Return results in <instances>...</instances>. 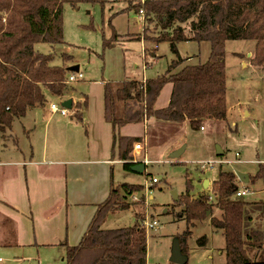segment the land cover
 <instances>
[{
  "label": "trees",
  "instance_id": "trees-1",
  "mask_svg": "<svg viewBox=\"0 0 264 264\" xmlns=\"http://www.w3.org/2000/svg\"><path fill=\"white\" fill-rule=\"evenodd\" d=\"M85 1L105 4V0H0L1 134L6 135L14 120L23 118L29 109L44 105L47 92L63 97L68 90L69 67L52 64L54 54L37 51L35 45L45 42L53 47L64 43V6ZM133 8L137 14L143 10L145 20L156 22L161 30L153 39L168 41L176 58L164 73L151 79L105 83L104 111L114 128L113 151H117L127 171H132L135 158L131 153L141 137L122 135L121 126L155 117L187 121L197 131L207 120L227 119V41L254 40L251 61L264 71V0H139L126 9ZM116 15L110 17V23ZM117 38L115 33L105 46L111 47ZM182 41L211 44L207 61L194 64L189 63V57H181L178 44ZM63 59L67 61L70 56L64 54ZM169 82L173 84L171 99L166 107L156 108L160 91ZM80 106L85 107L86 102ZM75 115L82 119L83 113L77 110ZM262 177L264 164L251 180ZM143 188L141 184H115L112 180L110 194L97 205L81 241L66 246V264H147L144 226L137 223L132 227L103 228L108 214L129 208L128 198ZM192 188L188 176L187 192L177 200L184 206L180 218L185 217L194 226L210 212L213 227L221 229L226 240V264H264V201L250 202L238 196V176L230 170L219 171L209 193L192 197ZM142 202L138 200L137 204ZM216 210L221 212L219 217ZM191 233L189 227L179 237L186 255ZM200 241L206 245L208 237Z\"/></svg>",
  "mask_w": 264,
  "mask_h": 264
},
{
  "label": "rangeland",
  "instance_id": "rangeland-1",
  "mask_svg": "<svg viewBox=\"0 0 264 264\" xmlns=\"http://www.w3.org/2000/svg\"><path fill=\"white\" fill-rule=\"evenodd\" d=\"M137 1L139 0H105L104 6L86 1L76 6L65 4L64 43L52 47L48 43L39 42L35 48L44 53H53L55 57L52 64L66 65L69 68L79 65V72L83 77L69 82L63 97L52 96L47 92V100L43 106L30 109L28 115L20 120L15 119L12 130L6 135L0 133L1 146L8 143L10 145L12 141H18L21 146L31 142L40 145L42 140H31L28 136L30 128L34 127V119L42 133L43 107L48 109L55 102L62 106L64 99L73 96L82 103L85 99L90 101V109L88 111L84 107L85 118L83 122H78L80 128H77L81 129V140L85 147L89 136L95 137L93 122L97 116L103 115L100 111L106 82L118 83L128 78L151 79L167 70L176 55L168 41L156 42L153 39L161 30L155 21H147L143 16L142 23H139L140 14L134 8L126 9ZM113 14L117 15L110 23ZM115 33H118L117 41L111 47L105 46L106 40L110 41ZM226 43L228 118L207 120L204 122L205 129L197 131L185 123L180 130L166 131L164 139L158 136L159 140H154L148 149V158L153 161L146 164L143 173L127 171L123 163L114 167L115 184L128 182L141 184L144 188L134 193L136 198H128L129 208L108 214L103 228L132 227L137 223L144 226V221L156 220L158 224L155 228L145 227L148 239L147 264H177L170 261L171 249L174 241L189 227L192 233L187 242V264H226L223 231L213 227L209 214L203 221H196L194 226L185 217L180 218L184 206L179 205L177 200L187 192L188 176L193 183L191 196L199 197L211 191L209 184L204 187V182H213L220 170L255 175L260 164H264V71L251 61L256 43L254 40L233 39ZM178 45L181 57H189V63L194 64L207 61L211 50V44L207 41H182ZM64 54L69 55L70 59L65 61ZM69 112L71 116L74 113L71 109ZM71 116L66 120L71 122L74 118ZM130 126L142 128V125L137 124ZM218 145L224 150L221 156L216 155ZM41 146L43 145L40 148ZM183 146L185 150L179 157H171L174 150ZM236 152L240 153L241 161H237ZM133 153L134 148L131 153L133 157L144 161V156L140 153L136 156ZM218 159L227 162L215 164L211 169H203L199 163ZM154 177L157 182L153 184ZM245 185L250 188L248 195L244 196L246 200L264 201V177ZM239 186H243L240 180ZM174 191H177L178 199H175ZM138 200L143 202L137 204ZM220 214V210L215 211L216 216L219 217ZM203 236L208 237L206 245L201 244ZM65 253L66 251L60 250H43L40 254L42 260H39L36 255L32 256L33 254L15 245L9 247L0 244V264H66L63 260Z\"/></svg>",
  "mask_w": 264,
  "mask_h": 264
},
{
  "label": "crops",
  "instance_id": "crops-1",
  "mask_svg": "<svg viewBox=\"0 0 264 264\" xmlns=\"http://www.w3.org/2000/svg\"><path fill=\"white\" fill-rule=\"evenodd\" d=\"M142 18L138 15L139 23H142ZM146 79L144 77L143 80ZM172 87L173 84L169 82L162 88L155 102L156 108L168 105ZM71 98L72 116L70 113L67 116L53 113L50 108L43 107L42 133L34 119V127L30 128L28 136L31 140H42L41 148L35 145V141V144L31 142L23 146L18 141L0 145V244L9 247L15 245L32 256L36 255L39 260H42L40 254L43 250L65 252L67 245L75 246L81 241L97 205L110 194L111 181L115 182V165L124 162L119 159L117 151H113L114 128L105 118L104 97L100 111L103 115L97 116L93 122L95 137L89 136L85 147L81 140V129H77L80 128L78 122H83L85 118L84 107H79L82 102L73 96L64 101ZM84 102L89 111V99ZM77 110L83 113L82 119L76 117ZM228 115L229 110L227 118ZM68 116L74 117L71 122L66 120ZM185 123L188 122L163 121L152 117L145 122L125 124L121 126L120 133L141 137L138 141L143 143V149L134 150L133 154L136 156L140 153L144 161L149 163L153 161L148 158V149L153 141L159 140L158 136L164 139L168 130L182 129ZM136 124L142 125V128H130V125ZM25 131L27 134L28 131ZM239 154H235L237 161H241ZM247 174L252 181L253 174ZM211 184L209 181L210 188ZM238 187L240 190H250L245 183L239 186V178Z\"/></svg>",
  "mask_w": 264,
  "mask_h": 264
},
{
  "label": "water",
  "instance_id": "water-1",
  "mask_svg": "<svg viewBox=\"0 0 264 264\" xmlns=\"http://www.w3.org/2000/svg\"><path fill=\"white\" fill-rule=\"evenodd\" d=\"M79 68H80L79 65H74V66H71L69 68V70L78 72ZM62 106L66 107L68 109H71V107H72V98L63 101L62 102ZM185 146H183V147H181V148H179L177 150H174L170 154L171 157H175V158L179 157L182 154V152L185 150ZM216 155H218V156L223 155V149L219 145L217 146ZM145 168H146V162L145 161H137V162H134V164L132 166V171L134 173H143ZM236 173H237V176H238V178H239V180L241 182L249 183V181H250L249 174L243 173V172H240V171H236ZM208 184H209V180H205L204 187H207ZM174 197H175V199H178L177 191H174ZM208 214H210V212H208ZM171 254H172V256L170 258L171 262H175L177 264H187L188 263L189 255L183 254L181 243H180V238H177L174 241L172 249H171Z\"/></svg>",
  "mask_w": 264,
  "mask_h": 264
},
{
  "label": "built area",
  "instance_id": "built-area-1",
  "mask_svg": "<svg viewBox=\"0 0 264 264\" xmlns=\"http://www.w3.org/2000/svg\"><path fill=\"white\" fill-rule=\"evenodd\" d=\"M142 3L145 2L146 0H140ZM139 17H143L144 16V12L143 10H140L139 12ZM83 77V74L81 72H75V71H70V74L68 75V78L67 80L69 82L71 81H75V80H78L79 78H82ZM50 110L51 112L55 113V112H59L61 113L62 115L64 116H67L70 112H69V109L64 107V106H59L58 103H51L50 104ZM202 129H204V126H202ZM143 149V143L140 142V141H137V143H135L134 145V150L137 151V150H142ZM135 161H137V159H135ZM227 161L225 160H221V159H218L217 161H201L199 162L200 165H201V168L205 169V168H213L215 166V164H223ZM148 163V161L146 160V164ZM152 182L154 184V182H157V178H153L152 179ZM250 192L249 189L245 188L243 190H239L238 191V196H245L247 195L248 193ZM133 198H136L135 195H132ZM144 227H146L147 229L149 228H155V226L158 224V222L156 220H152L151 222H148V221H144ZM0 261H1V258H0Z\"/></svg>",
  "mask_w": 264,
  "mask_h": 264
}]
</instances>
